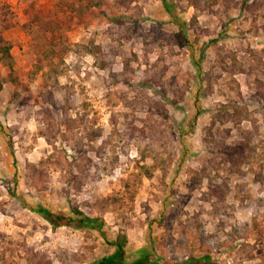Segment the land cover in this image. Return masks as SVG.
Wrapping results in <instances>:
<instances>
[{
  "label": "rangeland",
  "instance_id": "374dc122",
  "mask_svg": "<svg viewBox=\"0 0 264 264\" xmlns=\"http://www.w3.org/2000/svg\"><path fill=\"white\" fill-rule=\"evenodd\" d=\"M166 2L0 0V264H264V0Z\"/></svg>",
  "mask_w": 264,
  "mask_h": 264
},
{
  "label": "trees",
  "instance_id": "16d2710c",
  "mask_svg": "<svg viewBox=\"0 0 264 264\" xmlns=\"http://www.w3.org/2000/svg\"><path fill=\"white\" fill-rule=\"evenodd\" d=\"M81 3L82 0H74V2ZM166 9L169 11V6L166 0H163ZM71 8H73L72 4H69ZM46 55H48L45 52ZM6 59V60H5ZM7 61V65L13 67L12 58L10 54V46L4 40L0 33V61ZM13 71V70H12ZM36 74L32 72H23L18 75H15L12 79L15 82H29L34 80ZM2 86V82L0 80V87ZM146 135V134H145ZM144 156V155H143ZM142 156V157H143ZM144 158V157H143ZM143 173L146 175L151 176V172L149 170H145ZM142 172H138L137 176L140 177ZM72 215H65L53 212L47 207L40 205L38 208L35 209L37 213H39L51 226L52 228H58L63 226L74 227L77 229L83 228H96L102 229V222L99 217H91L85 214L81 209L78 207H72ZM128 236L126 233L120 232L116 239H114L111 244L114 246L115 250L111 254L101 258L97 261L96 264H170L160 258V256H153L148 253V250H144L141 257L134 260L131 263H127L125 261L126 258V247L128 245ZM178 264H215L211 260V256L209 253H206L202 256H190L189 260L183 263Z\"/></svg>",
  "mask_w": 264,
  "mask_h": 264
}]
</instances>
